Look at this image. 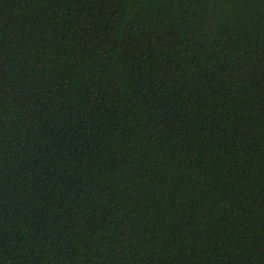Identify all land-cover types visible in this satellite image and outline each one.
<instances>
[{"label":"trees","instance_id":"obj_1","mask_svg":"<svg viewBox=\"0 0 264 264\" xmlns=\"http://www.w3.org/2000/svg\"><path fill=\"white\" fill-rule=\"evenodd\" d=\"M0 264H264V0H0Z\"/></svg>","mask_w":264,"mask_h":264}]
</instances>
